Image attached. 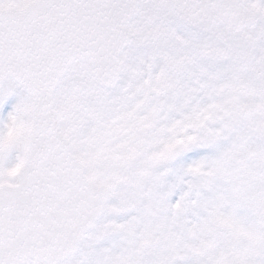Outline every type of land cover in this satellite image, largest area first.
Segmentation results:
<instances>
[{"label":"snow or ice","instance_id":"obj_1","mask_svg":"<svg viewBox=\"0 0 264 264\" xmlns=\"http://www.w3.org/2000/svg\"><path fill=\"white\" fill-rule=\"evenodd\" d=\"M0 264H264V0H0Z\"/></svg>","mask_w":264,"mask_h":264}]
</instances>
